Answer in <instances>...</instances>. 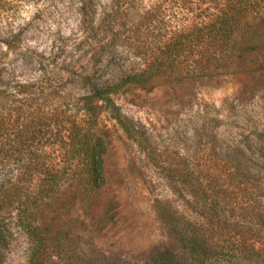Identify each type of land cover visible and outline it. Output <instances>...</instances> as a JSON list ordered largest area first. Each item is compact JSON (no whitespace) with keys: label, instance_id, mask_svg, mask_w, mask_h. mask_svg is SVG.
<instances>
[{"label":"rangeland","instance_id":"rangeland-1","mask_svg":"<svg viewBox=\"0 0 264 264\" xmlns=\"http://www.w3.org/2000/svg\"><path fill=\"white\" fill-rule=\"evenodd\" d=\"M167 1L0 0V32L20 31L24 46L45 55L58 43L68 48L81 44L80 54L87 58L99 54L103 78L117 81L142 68L172 26L191 22V15L169 9ZM155 2L164 4L159 15L154 14ZM197 6V14L214 8L212 0ZM109 21L114 34L106 33ZM89 36L94 39L86 40ZM258 36V50L248 54L242 65L235 60L229 68L219 70L221 76L198 72L180 85L129 88L115 97L120 113L145 132L154 157L144 154L104 112L100 117L106 139L102 192L92 194L84 181H73V175L66 176L64 182L54 180L49 191L39 183L43 175L27 176L24 191L19 193L24 204L28 201L26 214L13 201L4 217L0 264H27L31 241L24 227L28 223L64 231L75 251L69 264H144L154 249L181 248L174 243L161 212L178 217L180 228L189 225L210 243L220 236L229 238L237 223L241 232L236 230L243 234L246 245L264 247V174L259 183L245 185L236 178V171L220 169L229 143L264 129V72H252L264 64V31ZM74 56L68 55L61 67L65 78L76 68ZM69 89L73 94L80 92L76 86ZM48 153L52 156V151ZM179 159L191 160L189 167L204 175L209 195L208 185L219 190L215 200L221 209L219 220L226 221L228 230L219 231L221 226L208 225L205 215L197 216L190 206L194 199L189 188L168 180L162 168L176 166ZM64 263L63 259L59 262Z\"/></svg>","mask_w":264,"mask_h":264},{"label":"trees","instance_id":"trees-1","mask_svg":"<svg viewBox=\"0 0 264 264\" xmlns=\"http://www.w3.org/2000/svg\"><path fill=\"white\" fill-rule=\"evenodd\" d=\"M202 1L168 0L169 9L191 15V22L186 24L184 20L180 27L171 25L168 36L152 49L143 67L117 81L103 78L99 54L87 58L80 54L81 44L68 48L55 42L58 46L45 55L24 46L20 31L0 32L4 49L0 53V244L5 234L4 217L13 201L26 214L28 201L24 204L26 200L19 193L24 191L27 176L43 175L39 183L49 191L54 180L64 182L66 176L73 175L72 180L84 181L92 194L102 192L106 139L100 117L104 112L144 154L154 157L145 132L120 113L115 97L129 88L152 90L159 85H180L198 72L221 76L219 70L229 68L235 60L242 65L248 54L258 50V35L264 31V0H212L213 11L197 14L196 7ZM155 6L154 14L159 15L157 11L164 10V4L155 2ZM81 22L85 24L83 19ZM112 26L109 21L106 33L113 31ZM68 55H75L72 65L76 68L65 78L61 67L66 65ZM252 72H264V64L255 66ZM69 86H76L80 92L73 94ZM250 134L226 146L222 155L226 162L220 165V169L236 171V178L245 185L259 183L258 178L264 174V129ZM178 162L162 168L168 180L189 188L194 199L190 206L197 216L205 215L208 225L221 226L219 231L228 230L226 221L219 220L221 209L215 202L219 190L208 185L209 195L202 181L204 175L189 167L192 161ZM161 217L174 243L180 244V251L175 246L173 250L154 249L144 264H264V247L246 245L237 223L229 238H221L219 233L220 237L210 243L189 225L180 228L178 217L162 212ZM24 230L31 241L27 264H59L62 259L69 264L75 251L64 231L29 223Z\"/></svg>","mask_w":264,"mask_h":264}]
</instances>
